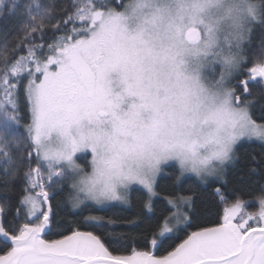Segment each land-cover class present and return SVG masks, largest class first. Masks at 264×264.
<instances>
[{"label": "snow or ice", "instance_id": "snow-or-ice-1", "mask_svg": "<svg viewBox=\"0 0 264 264\" xmlns=\"http://www.w3.org/2000/svg\"><path fill=\"white\" fill-rule=\"evenodd\" d=\"M218 4L72 0L57 18L54 3L0 0V18L15 16L23 32L11 49L23 54L0 53V167L16 179L28 160L16 208L27 222L7 229L8 205L0 204V264H264V197L258 212L236 199L218 222L195 225L161 256L154 251L193 227L194 192L167 198L175 211L150 225L151 250L114 255L79 226L47 238L61 223L65 186L75 193L72 209L84 211L88 202L131 207L130 190L140 185L152 212L157 177L169 167L179 170L177 184L192 173L201 184L226 185L237 145L264 141V103L260 122L253 118L264 96V37L251 55L245 49L255 30L264 33V3L236 0L222 16ZM215 191L223 203L222 187ZM81 223L112 229L123 244L114 229L136 221L89 213Z\"/></svg>", "mask_w": 264, "mask_h": 264}, {"label": "trees", "instance_id": "trees-1", "mask_svg": "<svg viewBox=\"0 0 264 264\" xmlns=\"http://www.w3.org/2000/svg\"><path fill=\"white\" fill-rule=\"evenodd\" d=\"M11 2V0H9ZM17 3L23 5L30 0H16ZM43 2L54 3L57 8V18H61L72 3V0H43ZM126 2V0H124ZM21 24L19 20L11 15H5L0 18V53L3 52L5 46L8 48V55L12 58L23 54L22 51H16L13 53L11 49L17 44L18 38L23 35L21 30ZM264 37L259 29L255 30L250 37V43L245 42L246 54L251 55L252 50H256L259 47L260 41ZM41 43L39 39L35 41ZM47 42H51L48 40ZM250 66V65H248ZM2 67V62H0ZM217 78L219 77V67H217ZM243 78V77H241ZM258 91V89L254 90ZM250 98V97H249ZM258 102L253 112V118L259 120V105L264 103V96L257 98ZM236 152L239 159L236 161L235 166L228 165L226 167L225 179L226 185H221L215 181L210 180L208 184H201L194 176H184L182 182L177 184L175 177L179 175L177 168L169 167L167 175H161L157 180L156 191L158 196L153 199V211L148 212L143 208V204L147 200L146 191L140 187H134L130 190V198L132 201L131 207L121 204H111L108 206H98L89 203V207L84 211L74 210L71 207V201L68 199L71 190L65 186L60 193L59 199L65 201L61 210H58L56 220L61 221L58 228L53 229L52 235L49 239H59L60 235L68 234L66 229L79 226L82 231H93L95 234L101 236L102 240L109 247V250L114 255L129 254L133 247L138 250H151L147 241H150L151 227L153 221L162 219L164 215L175 211L174 208L167 204V198L177 195H192L195 194V204L193 207L192 216L193 227H190L184 231H180L178 235L169 241H166L165 245L154 251V255H165L167 251H170L172 247L180 243L182 239L186 237V233L195 230V225L200 226H212V224L218 222L222 210L225 206L233 203L236 199H242L249 202L248 206L250 210L255 211L258 209L256 200L264 197V141L252 140L242 141L236 147ZM25 156L27 153H23ZM19 158L20 153H17ZM85 169L90 170L89 164L85 160H79ZM32 166H35V160L32 161ZM28 168V160L25 159L21 164L19 175L16 179H12L6 176L3 168L0 167V204L8 205L6 215L4 217V224L7 229H11L13 226L18 227L20 224L27 222L21 216L16 219V208L19 206V198L23 195L22 189L25 186L23 180V172ZM257 169L256 172L250 171L251 169ZM222 187L223 193L226 194L227 199L222 203L220 198L216 195L215 189ZM54 203V201H53ZM103 215L106 218L112 217L120 221L135 220V226L122 225L114 229L117 233L124 234V243L115 244L114 237L109 235L112 229L108 228H96L90 225L81 223L84 216L89 215ZM139 216V219H136ZM9 221L14 222L9 224ZM75 221L76 223H72ZM59 233V234H56ZM11 245L9 244L8 247ZM5 249L0 248V254H3Z\"/></svg>", "mask_w": 264, "mask_h": 264}, {"label": "clouds", "instance_id": "clouds-1", "mask_svg": "<svg viewBox=\"0 0 264 264\" xmlns=\"http://www.w3.org/2000/svg\"><path fill=\"white\" fill-rule=\"evenodd\" d=\"M236 2V0H219L218 6L215 8V11L217 12L218 15H223L224 12L227 11V9ZM255 2L258 3H264V0H255ZM222 69L219 68V73ZM217 72V70H216ZM207 86L211 87L212 83L211 80L207 81Z\"/></svg>", "mask_w": 264, "mask_h": 264}, {"label": "rangeland", "instance_id": "rangeland-1", "mask_svg": "<svg viewBox=\"0 0 264 264\" xmlns=\"http://www.w3.org/2000/svg\"><path fill=\"white\" fill-rule=\"evenodd\" d=\"M253 140H255V139H253ZM228 166V165H227ZM226 166V167H227ZM186 176H194L195 177V175L194 174H192V173H186L185 174ZM160 177V176H159ZM159 177H157V180H158V178ZM214 178H212V179H210V180H213ZM134 187H140V188H142L143 189V187L142 186H140V185H133L132 186V188H134ZM131 188V189H132ZM157 197V196H156ZM155 198V197H154ZM153 198V199H154ZM260 199V198H259ZM259 199H257L255 202H256V204L258 205V209H256L255 211H253V210H250V208H249V206H248V204H247V206L245 207V209H244V211H246V212H258L259 211V207H260V205H259ZM247 202V201H246ZM111 204H119L118 202H112ZM111 204H109V205H111ZM100 206H108V205H100Z\"/></svg>", "mask_w": 264, "mask_h": 264}]
</instances>
